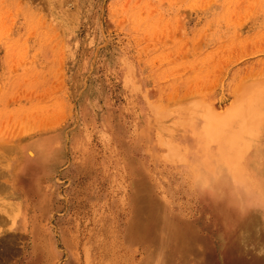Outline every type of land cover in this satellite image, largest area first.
<instances>
[{
	"label": "rangeland",
	"instance_id": "rangeland-1",
	"mask_svg": "<svg viewBox=\"0 0 264 264\" xmlns=\"http://www.w3.org/2000/svg\"><path fill=\"white\" fill-rule=\"evenodd\" d=\"M0 264H264V0H0Z\"/></svg>",
	"mask_w": 264,
	"mask_h": 264
}]
</instances>
